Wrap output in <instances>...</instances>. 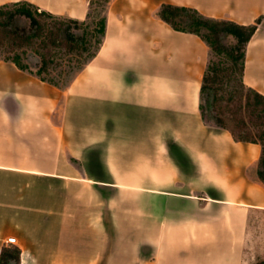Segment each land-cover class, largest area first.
<instances>
[{
  "label": "crops",
  "instance_id": "crops-1",
  "mask_svg": "<svg viewBox=\"0 0 264 264\" xmlns=\"http://www.w3.org/2000/svg\"><path fill=\"white\" fill-rule=\"evenodd\" d=\"M20 1L84 21L92 0L0 6ZM162 4L240 25L264 17V0H111L104 44L68 87L0 61V257L18 247L20 264H247L262 149L203 123L208 46L159 19ZM243 82L264 95V19Z\"/></svg>",
  "mask_w": 264,
  "mask_h": 264
},
{
  "label": "trees",
  "instance_id": "trees-1",
  "mask_svg": "<svg viewBox=\"0 0 264 264\" xmlns=\"http://www.w3.org/2000/svg\"><path fill=\"white\" fill-rule=\"evenodd\" d=\"M100 1L102 0L90 1L88 16L84 21L54 15L27 1L1 5L0 45L9 41L13 51L23 47L28 49L36 44L44 49L42 53L34 49L30 54L25 50L24 54H29L26 65L20 62L19 54L16 58H5L4 61L14 63L22 71L62 88L44 74L48 72L49 64L55 63L58 51L76 54L78 74L98 55L106 37L108 10L100 20H93L92 25L95 27L90 29V33L86 29L89 27L88 21L93 18V6ZM105 2L108 9L111 0ZM157 16L173 30L197 35L208 46V60L199 102L202 121L206 126L229 131L236 142L256 143L261 146L257 177L264 185V95L247 87L243 82L247 46L264 17H259L253 24L240 25L230 20L206 17L194 8L172 4H162ZM236 72L239 73L242 87L247 92H240L238 99H232L234 102L230 101V104L235 103L238 110L251 113L258 122L256 133L236 134L228 126L225 112L218 107L221 85L228 76ZM244 126L243 122L241 128ZM20 262L21 250L18 247H6L2 250L0 264ZM257 264H264V261Z\"/></svg>",
  "mask_w": 264,
  "mask_h": 264
},
{
  "label": "rangeland",
  "instance_id": "rangeland-1",
  "mask_svg": "<svg viewBox=\"0 0 264 264\" xmlns=\"http://www.w3.org/2000/svg\"><path fill=\"white\" fill-rule=\"evenodd\" d=\"M93 10V18L88 21L89 27L87 26L86 29L89 33L90 29L95 27L92 25L93 20H100L108 10L105 0L95 4ZM231 42L234 41L231 40ZM11 47L9 41H5L0 45V61H4L5 58H16L19 54L20 62L26 65L29 62L27 59L29 54L33 53L32 50L37 49L41 53L44 52V49L38 46V44L28 49L23 47L15 49L14 51ZM25 50H28L29 54L27 56L24 54ZM58 52L56 53L55 63L49 64V70L44 76L60 84L63 89L68 87L78 77L79 70L76 66L77 56L75 53H67L63 50ZM224 64L226 63L224 62ZM224 64H222V66H224ZM220 88V101L218 107L225 112L228 126L233 128L236 134L258 132V122L250 115L251 113L246 112L245 110H238L235 103L230 104L232 99H238L240 92H243L244 94L247 92L246 89L242 87L239 73L236 72L228 76ZM243 122L245 126L244 128H241ZM244 261L247 264H257L258 262L264 261V211H254L250 216L247 243L244 250Z\"/></svg>",
  "mask_w": 264,
  "mask_h": 264
},
{
  "label": "built area",
  "instance_id": "built-area-1",
  "mask_svg": "<svg viewBox=\"0 0 264 264\" xmlns=\"http://www.w3.org/2000/svg\"><path fill=\"white\" fill-rule=\"evenodd\" d=\"M9 242H10V243H15V239H14V238H10V239H9Z\"/></svg>",
  "mask_w": 264,
  "mask_h": 264
}]
</instances>
